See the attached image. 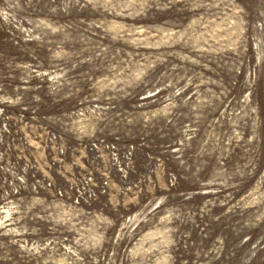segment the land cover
<instances>
[{
    "label": "rangeland",
    "instance_id": "1",
    "mask_svg": "<svg viewBox=\"0 0 264 264\" xmlns=\"http://www.w3.org/2000/svg\"><path fill=\"white\" fill-rule=\"evenodd\" d=\"M0 264H264V0H0Z\"/></svg>",
    "mask_w": 264,
    "mask_h": 264
}]
</instances>
